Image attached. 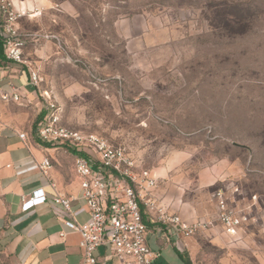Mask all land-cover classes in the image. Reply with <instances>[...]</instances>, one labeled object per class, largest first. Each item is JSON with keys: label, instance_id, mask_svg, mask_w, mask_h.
<instances>
[{"label": "rangeland", "instance_id": "1", "mask_svg": "<svg viewBox=\"0 0 264 264\" xmlns=\"http://www.w3.org/2000/svg\"><path fill=\"white\" fill-rule=\"evenodd\" d=\"M70 1L78 39H33V103L0 110L36 140L47 92L62 126L124 147L172 213L208 223L184 258L264 264V0ZM218 192L246 218L234 236Z\"/></svg>", "mask_w": 264, "mask_h": 264}, {"label": "built area", "instance_id": "2", "mask_svg": "<svg viewBox=\"0 0 264 264\" xmlns=\"http://www.w3.org/2000/svg\"><path fill=\"white\" fill-rule=\"evenodd\" d=\"M28 11L17 10L10 0H0V35L4 43V54L8 63L24 65L23 47L17 22L27 17ZM29 83L37 86L38 75L29 70ZM47 114L36 129V137L54 147H63L73 154V171L79 182L88 220L77 224L71 212V200L58 193L52 203L59 205L68 215L63 220L66 232L80 236L81 264H156L159 254L148 244L150 234L146 215L155 214L161 232H168L167 242H181L195 237L209 226L205 222H186L179 215L169 213L157 204L152 191L157 180L149 170L138 169L135 160L122 146H114L95 134H84L60 124L61 110L48 93H44ZM16 90L1 92L3 103L18 102ZM20 140L28 145L26 133H20ZM79 153H83L81 155ZM52 164L48 158L38 163L41 175L47 176ZM51 187L56 191L54 184ZM220 208L219 221L229 236L237 233L246 218L234 209L228 208L221 192L216 194ZM49 202L43 189L21 197V211L27 212ZM65 231L60 232L63 238ZM104 248L108 252L98 257L96 252Z\"/></svg>", "mask_w": 264, "mask_h": 264}, {"label": "crops", "instance_id": "3", "mask_svg": "<svg viewBox=\"0 0 264 264\" xmlns=\"http://www.w3.org/2000/svg\"><path fill=\"white\" fill-rule=\"evenodd\" d=\"M10 1L17 10L34 14L20 19L16 25L21 39L24 40L23 58L27 65L7 63L0 68V93L16 90L21 101L18 105H23L22 101L32 104L33 88L29 83L28 64L34 49L38 51V42L33 39H46L41 42L48 48L52 45L48 39H66L67 35L78 39L79 30L73 24L68 27L63 23L64 20L72 18L73 7L70 0ZM40 54L46 57L43 51ZM20 133L27 134L28 145L20 140ZM73 154L60 147L40 144L22 130L9 109L0 110V264H81L80 236L74 232H66L63 220L68 219V215L59 205L52 203L58 193L71 200L70 209L77 224L88 220L79 182L73 171ZM44 158H48L52 164L46 177L38 169V163ZM51 184L55 185L56 191ZM37 189H43L49 202L22 212L21 197L30 195ZM152 195L159 206L169 213L174 212L175 204L162 200L157 187ZM183 210L185 211V207H182L181 214ZM181 217L185 218V214ZM145 218L150 231L148 244L159 254L156 264H160V258H165L167 263L172 262L170 249L182 261L180 246L191 247V239L178 243L167 242L169 234L166 231L161 232L156 215L148 214ZM62 231L66 232L63 238L59 235ZM107 252L101 248L96 255L103 257ZM107 264L116 263L111 261Z\"/></svg>", "mask_w": 264, "mask_h": 264}, {"label": "trees", "instance_id": "4", "mask_svg": "<svg viewBox=\"0 0 264 264\" xmlns=\"http://www.w3.org/2000/svg\"><path fill=\"white\" fill-rule=\"evenodd\" d=\"M7 63L8 62L6 61L4 54V43L0 35V68L6 66ZM36 141L39 142L40 144H46V143H42L37 137H36ZM79 154L84 155L83 153H79ZM182 262L183 264H192L191 260L189 258H184L183 255H182Z\"/></svg>", "mask_w": 264, "mask_h": 264}]
</instances>
